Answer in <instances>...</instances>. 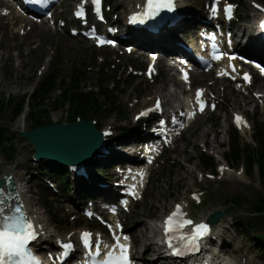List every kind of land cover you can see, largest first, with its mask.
I'll return each instance as SVG.
<instances>
[{
    "label": "rangeland",
    "instance_id": "rangeland-1",
    "mask_svg": "<svg viewBox=\"0 0 264 264\" xmlns=\"http://www.w3.org/2000/svg\"><path fill=\"white\" fill-rule=\"evenodd\" d=\"M81 1L83 0H61L55 8V23L45 24L52 34L51 39L34 38L30 30L33 24L25 23L23 18L17 22H10L8 16L1 19L4 26L0 27V65L3 66L0 68V126L7 129L8 139L0 143V179L5 174L12 173L19 182H28L26 185L30 187V191L26 202L32 213L40 212L45 219L43 225L49 223V230L54 234L50 241L53 250H56L59 238L65 240L71 237L76 243L80 239V231L90 225L85 221L83 207L91 200L98 201L104 195L120 192L121 188L116 184L118 167L114 165L122 158L140 155L136 153L139 148L137 144L148 135L152 119L157 113L138 121L135 115L145 107H155L154 103L159 100V95L165 94L159 90L163 83L168 87L166 94L172 98L175 107L182 104L187 96H183V90H189L191 97H194L195 90H204L207 93V108L198 113L192 122H188L184 137L176 136L172 144L158 152L157 158L149 166L150 177L145 197L136 204L133 201L129 209H123L121 215L132 237L134 253L138 257L149 243L162 241L157 227L160 217L170 214L177 205L186 202L182 211L195 221L207 219L210 212L216 210L226 211L218 224L213 225L214 230L208 238L210 244H219L222 255L235 264H264V240L258 237L264 234V214L253 213L250 209L251 203L264 196V185L257 167L247 173L242 163L238 164L234 160L228 162L225 159L231 142L230 132L234 126L248 141H252L251 134L255 124L264 128V90L259 87L264 81L246 83L242 75H237L240 79L235 81L234 78L219 79L213 72L202 71L191 77L190 85L181 83V88H178L173 82L167 81L168 74L163 67L160 66V76L150 75L141 70L143 62L136 55L122 54L108 46L97 47L81 32L85 27H94L101 32L109 29L117 31L124 18L136 11L143 0H106V19L96 21L89 13L87 24H81L74 16L77 4ZM210 1L191 0L196 13L199 14L204 9L206 15H210ZM227 1L230 0L224 3ZM231 2L235 15L227 22L220 19L221 22H217L216 26L235 29L239 24L258 20L259 12L264 8V0ZM138 10H142V6ZM12 11L22 15L18 8ZM179 13L183 14L181 11ZM196 22L202 25L201 18ZM71 29L78 30V34L71 33ZM222 32L225 34L226 29L223 28ZM129 39L137 42L135 38ZM143 47L150 49L152 44H144ZM22 60L27 61L25 66L19 65ZM52 71H59L60 74L57 89L45 101L34 100L32 95L40 82ZM61 80L67 85L74 83V86L82 87L84 92L92 89L99 93V88L108 91L109 99L115 100V104L111 105L108 98L102 97L100 101L106 104L105 111L100 114L90 113L84 119L96 121L102 131L111 129L106 134L112 133L117 137L136 132V139H123L124 150L136 153L135 156L105 157L103 153H99L92 171L88 172L90 175L81 169L82 164L71 169L68 165L46 159H33L34 149L28 139L21 136L22 131L35 128V116L40 113L32 109L42 103L41 109L50 111L52 123L47 124L68 122L70 103L66 102L57 108L54 103L55 98H61L60 93L64 88ZM16 82L20 88H10ZM156 90L159 92L156 93ZM172 92H177L178 97L170 96ZM23 99H27L26 109L16 116ZM23 117L25 120L21 122ZM237 117L244 120L243 129L236 124ZM205 131H209L206 138L202 136ZM177 144L185 150L174 149ZM4 145H11L14 150L12 155L5 154ZM102 150L105 151V145ZM202 150L215 158L216 174H212L200 162ZM62 167L66 175L70 176V189H62L60 183L50 176L51 172ZM228 167L232 169L230 175L227 174ZM105 182H110L115 187L108 188ZM236 196L243 198L241 206L231 200ZM31 203L35 205L32 206ZM139 216L152 228L148 233L149 239L136 231L138 227L141 229L139 225L144 221L142 219L135 224ZM223 226L224 234L218 233V228ZM155 246L157 247L156 244ZM162 249L167 255L165 246ZM226 250L228 254H224ZM55 252L58 253L59 250Z\"/></svg>",
    "mask_w": 264,
    "mask_h": 264
},
{
    "label": "bare ground",
    "instance_id": "bare-ground-1",
    "mask_svg": "<svg viewBox=\"0 0 264 264\" xmlns=\"http://www.w3.org/2000/svg\"><path fill=\"white\" fill-rule=\"evenodd\" d=\"M85 2H87V0H85ZM177 8L179 11L183 12V14L185 15L183 22L181 24H178L175 28L171 29L170 31L166 32L165 34L158 35L157 37L161 38L160 42L150 48V49H152V51L153 50L167 51V49L169 51H172L174 49L182 50L183 49L182 44H184V43L188 44L191 42L195 27L197 26L196 21L199 19V18L195 19L197 17V15H196L197 13H196V10L194 9V5L192 4L191 0H179V3L177 4ZM199 12H200V18L202 20L206 19L208 17L206 15V12L204 11V9H201ZM3 13L4 14L0 15V27L4 26L2 24L1 19H3L5 16H8L11 19L10 22H17L19 19L23 18V17H21V15H17L13 11L9 12V11L4 10ZM259 14H260V16L257 15L258 19L264 15V9H262L261 12H259ZM136 16L137 15H135V10H134V12H130V14L124 18V22H122L118 28L119 34H122L125 38L130 37L129 34L132 33L135 29L134 24H133V20H134V17H136ZM87 21H88V19H87ZM256 23H257V20L256 21L254 20L253 22L251 21V23H244L241 25L240 24L237 25L235 28V34L230 37L229 41H231V46L236 48L238 51L245 53V54H249L250 56L254 57L253 60H255L257 58L264 60V48H262L261 46H259L257 44V43H260V44L264 45V41L260 40V37L258 34V26L256 25ZM30 30L33 33L34 38L35 37H40V38L46 37L47 39H51V37H52V34L48 31V26L45 24L43 25V24L34 23L31 26ZM144 31L147 32V30H145V29H144ZM158 34H161V33H158ZM33 37H32V39H33ZM0 45H2L1 42H0ZM152 53H155V52H152ZM19 55L22 56L21 53ZM9 56L10 55L8 54V57ZM154 57H155V54H153V56L151 58H154ZM26 62H27L26 60H22V63L19 65L25 66ZM226 64H228V63H226ZM217 65H218L217 66V72L220 75H222L223 73L226 72V67H225L224 62H219V63H217ZM0 68H3V66L1 67V65H0ZM236 74L237 73H235V75L233 74V76L236 77ZM219 79H223V77H220ZM0 81H1V79H0ZM181 82H182L181 80L175 78V85H177L178 88H181V86H180ZM190 83H191V79H189L186 82V85H190ZM259 87L261 88V90H264V83H261V85ZM10 88H13V89L18 88L19 89L20 85H19V83L16 82L14 85H11ZM159 90L165 91L164 95L163 94L159 95V97H160L159 101L161 103L165 104L166 111H167L168 115L173 116L174 112H178V110H176L175 104L173 103L172 98L169 97L168 94H166L168 87H166L165 84L163 83V84H161V87ZM159 90H156L155 92L157 93V92H159ZM188 91L189 90H187V91L183 90L182 91L183 96H185V94L187 95L185 97L184 101H182L185 103L184 107H185L186 111H185V114H182L181 118H179L182 121H180L177 124H174V126H176L178 124L180 125V126L179 125L176 126L175 127L176 129L181 128L183 126L188 128L187 124H184L185 118L189 117V115L193 112V110H196V111L201 110L200 106L206 100L207 93L204 90H202L203 92L201 93V96L199 97V99L191 97ZM195 92H196V90H195ZM170 96H172L173 98L178 97L177 92L176 93L172 92ZM157 103H158V101L155 102L154 104L156 105ZM195 103L198 105V107L194 106ZM144 109H146V107L143 108L140 113L135 115V117L137 119L136 121L145 118V117H143ZM150 111L154 114V113H156L157 110L153 107H150ZM183 115L185 118H182ZM24 120H25V118L23 117V118H21L20 121L23 122ZM163 123H164L163 121L160 122V124H163ZM238 124H239L240 128L243 129L244 120L240 119L238 121ZM16 126H19V125H16ZM159 130H165V129L160 128ZM103 131H104V135H103L104 140H103V144L101 146L105 145V151H103L102 148L100 147L94 152V154L89 159L82 162L81 169L85 170L86 173L92 171V167L95 164V159L99 153H103V155L105 157L110 156V155L111 156H114V155H119V156L134 155L135 156L136 155V153H132V152L128 151V149L126 151L123 148V144H124L123 142H125L123 139H128V138H130V140L136 139V136H137L136 132H131L129 134H126L123 136L121 135L120 137H117V136H114L112 133L106 134L108 131H112L109 128H106ZM208 132L209 131H205L202 136L204 138H206V136L208 135ZM148 133L151 137L155 136V133L152 132L151 130ZM185 135H186V129L184 131H182V133H181L182 137H184ZM173 148L178 150V151H184L185 150V148L181 149L178 144L175 145ZM158 150H159V144L155 143V144H152V146L148 148L147 152L154 153V151H155L157 154ZM231 170H232L231 168H229V167L227 168V174L228 175H230L232 173ZM147 172H148V168L146 170V166L144 164H142L139 167H137L136 169H133L132 176L136 180L141 179L140 181L142 182V177L144 175H146ZM88 174L90 175V173H88ZM13 178L16 182V189H17V193L20 197V200L26 202L27 193L30 191V187L28 185H26L28 182L22 183V182H19L14 176H13ZM182 180L184 182H186L184 180V178H182ZM105 186H107L108 188L115 187L110 182H105ZM12 203H14V200L12 201ZM188 203L189 202H187V204ZM26 204H27V202H26ZM31 204H32V206L35 205L33 203H31ZM185 204H186V202H182L180 204L182 210L184 209ZM27 206H28V204H27ZM210 213H212V212H210ZM34 217L39 222V228H40V232H41V235H39L40 239L38 242L43 241V240H46L48 242L52 241V237L54 236V234L51 232V230H49V223L46 222L45 225L42 224L43 222H45V219H43L40 212L35 213ZM142 219H144V218H142V216H139L136 219L135 224H138V222ZM216 224H218V222ZM139 226L141 227V229L138 227L136 230V231H138L139 235H141L142 237H145L146 239H149L150 237H149L148 233L151 231L150 229H152V228H150L148 222H146L144 219V221H142L141 225H139ZM143 229H145L144 232H143ZM152 231L156 232L155 230H152ZM219 232L224 234V232H225L224 226L218 228V233ZM167 237L168 236L166 235L164 238H167ZM178 242L179 241H177V240H173L172 244L174 246H176V245H178ZM72 243L74 244V246L72 245ZM154 243L157 245V247L155 246ZM37 244H40V243H37ZM65 244L71 245V247L69 248V249H71V251H75L79 247V245L75 244L74 240L71 237H70V239H65V240L59 238L58 244L56 245L57 248H55L56 250H59V254L64 251L65 248L63 246ZM163 247L164 246L160 245L157 241H155V242L152 241L151 243H149L147 245V247L145 248V251H143L142 254L138 255L139 259L135 253L137 262L142 263V264H170L172 262V258H171V256L164 254V250L162 249ZM227 251L228 250L224 251V254H228Z\"/></svg>",
    "mask_w": 264,
    "mask_h": 264
},
{
    "label": "snow or ice",
    "instance_id": "snow-or-ice-1",
    "mask_svg": "<svg viewBox=\"0 0 264 264\" xmlns=\"http://www.w3.org/2000/svg\"><path fill=\"white\" fill-rule=\"evenodd\" d=\"M92 3L99 10L100 0H92ZM171 6L172 0H146L145 11L142 15L150 18L158 14L161 9H170ZM225 11L229 13L231 6H227ZM81 14V12L77 13V15ZM261 26L264 27V22ZM245 78L247 79V75ZM199 96L200 92L198 91V99ZM240 119L237 117L238 121ZM7 200L8 196L0 189V264H40L29 248V244L37 236L31 220L27 218L22 205L6 204ZM189 225H193V221L186 218L180 205H177L175 211L165 219L164 231L169 238V246L173 247V251L177 255L185 249L197 248L199 239L207 234L208 226L206 224H195L191 231H185ZM82 235L85 245L91 246L90 234L83 233ZM120 239L119 236L114 235L115 243L105 246L109 250L103 253V259H98L101 255V248L97 244L95 252L90 253V256L93 257L92 264H131L127 246L122 244ZM173 240L179 241V244L173 246ZM63 247L69 249L71 245L65 244Z\"/></svg>",
    "mask_w": 264,
    "mask_h": 264
},
{
    "label": "trees",
    "instance_id": "trees-1",
    "mask_svg": "<svg viewBox=\"0 0 264 264\" xmlns=\"http://www.w3.org/2000/svg\"><path fill=\"white\" fill-rule=\"evenodd\" d=\"M59 79V71H52L46 75L40 82L37 91L32 95V98L34 100L39 99V101H45L47 97H50L51 93L57 89ZM62 81L63 80H61L60 83ZM73 84L71 83L67 85L66 82H62L61 86L64 88L60 93L61 98H55L54 100L56 108L66 102L70 103L69 108L71 109V112H69L67 115L68 122L76 121L80 118L84 119L85 116L90 113L100 114L101 111H105L106 108L104 106L106 104L103 103V101H100L102 97L108 98L111 105L115 104V100L109 99L108 91L104 90L103 88H99V93L93 91L92 89L84 92L82 87L74 86ZM26 105L27 99H23L15 115H21L25 111ZM1 106L2 101L0 100V107ZM41 107L42 103H39L38 107L32 109L33 111H38V113H40L38 116H41H35V127L52 123V121H50V111L44 108L41 109ZM6 132L7 129L0 126V143H3L4 140L8 139ZM230 137L231 142H229V150L225 153V159L228 162L234 160L238 164L242 163L247 173H251L255 167H257L259 178L264 185V128L261 127V125H254L253 133L251 134L252 141L244 139L239 130L235 127L232 128ZM3 150L7 155H12V152L14 151L11 148V145H4ZM199 160L206 169H210V171L214 172V174L217 173V164L215 163V158L212 155H209L206 151L202 150L200 152ZM66 172L69 173L68 171ZM50 176L55 181L60 183L62 189H70V184L68 182V178H70V176L66 175L64 167L51 172ZM231 200L240 206L243 203V198H239L238 196L234 198L232 197ZM250 209L253 213L264 214V196L261 199H258L256 202L251 203ZM258 237L259 239L264 240V234L259 235Z\"/></svg>",
    "mask_w": 264,
    "mask_h": 264
},
{
    "label": "water",
    "instance_id": "water-1",
    "mask_svg": "<svg viewBox=\"0 0 264 264\" xmlns=\"http://www.w3.org/2000/svg\"><path fill=\"white\" fill-rule=\"evenodd\" d=\"M103 131L94 120L80 119L67 123L45 124L21 132L34 149L37 161L49 159L62 165L76 166L89 159L103 144ZM0 188H8L4 193L19 200L16 182L11 173L0 179ZM226 211L216 210L209 215L210 223H217Z\"/></svg>",
    "mask_w": 264,
    "mask_h": 264
}]
</instances>
